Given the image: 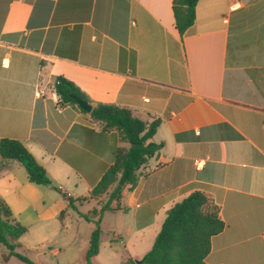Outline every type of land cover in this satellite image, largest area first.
I'll use <instances>...</instances> for the list:
<instances>
[{
    "label": "crops",
    "instance_id": "1",
    "mask_svg": "<svg viewBox=\"0 0 264 264\" xmlns=\"http://www.w3.org/2000/svg\"><path fill=\"white\" fill-rule=\"evenodd\" d=\"M57 76L92 105L161 118L152 136L161 146L136 184L86 224L64 194L86 198L76 207L106 204L111 188L95 198L90 191L128 144L60 103ZM1 138L20 141L51 184L0 161V199L27 227L16 251L35 264H85L97 218L91 263L139 260L167 210L193 191L211 199L224 223L205 263L264 264V0H198L181 35L172 0H0ZM7 254L0 244V264H26Z\"/></svg>",
    "mask_w": 264,
    "mask_h": 264
},
{
    "label": "trees",
    "instance_id": "2",
    "mask_svg": "<svg viewBox=\"0 0 264 264\" xmlns=\"http://www.w3.org/2000/svg\"><path fill=\"white\" fill-rule=\"evenodd\" d=\"M197 2L198 0H172L175 26L180 35L192 25ZM53 87L62 104L67 103L80 108L73 100V95L91 103L86 94L72 81L62 76L55 78ZM89 114L90 118L100 123L103 129L115 130L120 140L126 142L128 147L115 149L113 162L91 189L88 198L98 197L111 188L106 204L99 210L93 209L88 214H81L86 220H91L92 215H99L110 209L108 203L113 199H119L125 186L133 187L137 181L138 168L161 146L152 141L161 118L150 117L144 120L129 108L104 103L92 105ZM1 160L17 161L26 171L28 181L31 183L36 185L49 183L44 168L18 140L0 139ZM64 196L67 198L68 207L73 210H76L75 202L86 199L68 197L65 194ZM92 222L85 264H92V257L99 251L101 235L99 218ZM223 227L218 207L204 192L193 191L167 210L152 246L139 259V264H206L210 240ZM26 231L27 227L12 218L8 205L0 199V244L8 251L7 257L14 256L26 264H35L27 256L16 251L19 246L17 239ZM120 264L136 263L131 257L124 256Z\"/></svg>",
    "mask_w": 264,
    "mask_h": 264
},
{
    "label": "rangeland",
    "instance_id": "3",
    "mask_svg": "<svg viewBox=\"0 0 264 264\" xmlns=\"http://www.w3.org/2000/svg\"><path fill=\"white\" fill-rule=\"evenodd\" d=\"M100 205H98L97 203H96V201H94V200H90V201H88V202H86V203H83V204H78L77 205V207H76V210L75 211H79L78 213L77 212H75L74 213V216L76 217V218H81V219H79L80 221L79 222H81V224H86L85 223V219H83L84 217L81 215V214H88L89 212V209H97V210H99L100 209ZM85 220V221H84ZM89 226L91 227V224H89ZM82 225L80 226V232H82ZM76 251H77V248H74V247H72L71 248V250L69 251L70 252V254L72 253H76ZM103 254H101L100 255V258H102V260H104L103 259Z\"/></svg>",
    "mask_w": 264,
    "mask_h": 264
},
{
    "label": "water",
    "instance_id": "4",
    "mask_svg": "<svg viewBox=\"0 0 264 264\" xmlns=\"http://www.w3.org/2000/svg\"><path fill=\"white\" fill-rule=\"evenodd\" d=\"M72 98H73V100L76 102V104L82 109V110H84V111H86V112H90L91 111V109H92V104L91 103H89V102H87V101H85V100H82L80 97H78V96H72ZM47 187H50L51 186V184L50 183H47V184H45ZM139 260H135V263L136 264H139Z\"/></svg>",
    "mask_w": 264,
    "mask_h": 264
}]
</instances>
